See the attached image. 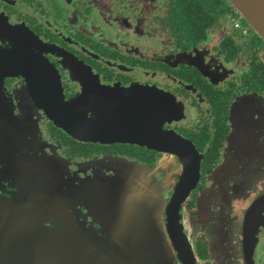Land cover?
<instances>
[{"label":"flooded vegetation","instance_id":"1","mask_svg":"<svg viewBox=\"0 0 264 264\" xmlns=\"http://www.w3.org/2000/svg\"><path fill=\"white\" fill-rule=\"evenodd\" d=\"M59 96L108 122L110 138L64 129ZM146 124L199 157L177 215L196 263L246 264L249 222L250 264H264V40L238 10L228 0H0V212L45 226L65 214L97 246L102 227L82 198L93 181L148 177L167 205L188 164L170 141L145 142ZM168 251L166 264H182Z\"/></svg>","mask_w":264,"mask_h":264},{"label":"water","instance_id":"2","mask_svg":"<svg viewBox=\"0 0 264 264\" xmlns=\"http://www.w3.org/2000/svg\"><path fill=\"white\" fill-rule=\"evenodd\" d=\"M228 1L264 40V0ZM33 60L39 63L38 67H46L35 56ZM36 93L40 99L55 104V97L46 99V91L38 88ZM47 94L55 96V88L48 90ZM59 97V103L52 108L57 110L53 117L64 129L84 140L110 138L108 122H92L77 106L62 102ZM147 126L143 135L145 142L159 144L170 141L188 164L186 176L167 205L148 184L151 182L148 177L137 181H93V185L84 187L82 198L102 227L103 234L98 238L97 246H90L70 232L73 220L65 214V217L61 214L55 218L51 226H45L37 219L27 218L25 213L22 219H16L14 214L9 215L8 210L0 212L3 217L0 219V264H14L13 261L27 264H166L170 246L177 251L182 264H197L177 215L179 202L194 185L199 157L193 154L195 148L189 140L175 132L158 131L157 127ZM165 205L169 225L162 230L159 210ZM249 225V222L245 224L246 264L251 263L253 248V231Z\"/></svg>","mask_w":264,"mask_h":264},{"label":"rangeland","instance_id":"3","mask_svg":"<svg viewBox=\"0 0 264 264\" xmlns=\"http://www.w3.org/2000/svg\"><path fill=\"white\" fill-rule=\"evenodd\" d=\"M242 19H243V18H242ZM243 20H244V19H243ZM157 123H159V124H160V123H161V121H157ZM154 124H155V123H154Z\"/></svg>","mask_w":264,"mask_h":264}]
</instances>
